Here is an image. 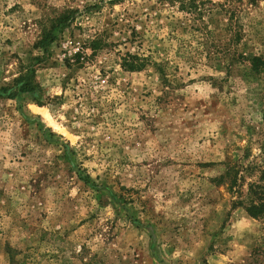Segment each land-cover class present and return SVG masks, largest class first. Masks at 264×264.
<instances>
[{
	"label": "rangeland",
	"instance_id": "obj_1",
	"mask_svg": "<svg viewBox=\"0 0 264 264\" xmlns=\"http://www.w3.org/2000/svg\"><path fill=\"white\" fill-rule=\"evenodd\" d=\"M180 1L0 0V264H264V0Z\"/></svg>",
	"mask_w": 264,
	"mask_h": 264
},
{
	"label": "trees",
	"instance_id": "obj_2",
	"mask_svg": "<svg viewBox=\"0 0 264 264\" xmlns=\"http://www.w3.org/2000/svg\"><path fill=\"white\" fill-rule=\"evenodd\" d=\"M179 7L182 10L186 11L187 13H190V15L194 17V19H197V14L199 13V11L197 10L196 4L192 0L180 1ZM199 29L202 30L201 28ZM255 59H252V62H254L252 63L253 67L255 66V61H256ZM122 66L127 70H135L139 68V65L134 64V62L132 61L127 62L125 61V59H123ZM249 191H250V199L245 207L246 211L248 212L249 215H252L254 217L264 215V189H261L259 191L258 186L252 184L250 185Z\"/></svg>",
	"mask_w": 264,
	"mask_h": 264
}]
</instances>
